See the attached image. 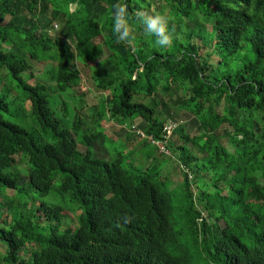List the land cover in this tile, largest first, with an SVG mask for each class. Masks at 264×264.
Returning <instances> with one entry per match:
<instances>
[{"label": "trees", "instance_id": "1", "mask_svg": "<svg viewBox=\"0 0 264 264\" xmlns=\"http://www.w3.org/2000/svg\"><path fill=\"white\" fill-rule=\"evenodd\" d=\"M141 12L167 18L170 45ZM61 92L94 93L96 126L77 114L64 128L50 106ZM179 111L193 127L178 123L168 147L193 177L183 170L173 188L175 230L167 175L130 171L124 147L107 150L105 122L122 125L114 142L154 149V164L164 154L152 140L164 143ZM203 176L212 189L198 196ZM29 188L27 211L0 223V264H264V0H0V209L23 208L14 200Z\"/></svg>", "mask_w": 264, "mask_h": 264}, {"label": "rangeland", "instance_id": "2", "mask_svg": "<svg viewBox=\"0 0 264 264\" xmlns=\"http://www.w3.org/2000/svg\"><path fill=\"white\" fill-rule=\"evenodd\" d=\"M4 47L9 48L10 45H5ZM51 64H48L46 68L50 67ZM34 74L38 75L39 72L41 71L40 68H38V66L34 65ZM45 68V69H46ZM30 83H35L34 78H30ZM83 88H86L85 84H82ZM74 94V95H73ZM77 94H75L74 92H61L59 94L53 95L50 98V106L54 112V116L56 118L59 119L61 125L64 128H72L73 127V122L75 120V117L77 114L81 115L83 117L84 114L89 115L86 116L85 118L83 117V121L85 123V127L89 126L92 127V125L96 126V121L99 118V105H100V100L99 98L94 95V93H90V97L89 99L86 101L84 100V102H79V99L76 96ZM79 97V96H78ZM179 119L181 122H184L185 125H187L189 127V129H191V127H193L192 125V121L191 118L189 117L188 113L184 112V111H179ZM105 126L106 129L111 130L108 133V138H109V142L106 143V147L107 150L110 149H114V148H125L127 157H128V163L126 164V167L132 171L135 175L137 176H141L144 175L147 171L148 172H159L161 174V176H165L166 172L170 175V187L174 188V187H179V185L181 184V182H183V175L181 173L180 170H178V165L180 164V159L178 158V154L175 151L173 152L172 156H169L170 153H168L167 155H159V157H163L162 161L159 160L157 158V161L153 163V158H150L148 155H152L155 150L151 149L148 153L147 151L143 148V144L144 142H140L142 140L139 139H133L130 143L131 147H125L123 145L122 141L117 140L116 142H114V138H118V134L121 132V128L122 125L120 122H118L115 119H112L111 122H105ZM114 134L116 136H114ZM122 138V137H121ZM124 138V137H123ZM122 138V139H123ZM173 142L174 143H182L179 140V136H174L173 138ZM141 143V144H140ZM142 146V148H141ZM228 146L230 147V149H233L234 144L233 143H229ZM138 150V151H137ZM179 161V164H178ZM157 165V167L155 168L154 166ZM21 167L24 169L26 167L25 164L21 165ZM59 183L56 182L54 187L58 186ZM211 188V184L208 181V178L206 177H201L199 179V181L197 183H194L192 186V191L195 193V195L200 194V192L203 191H210ZM168 190H170L168 188ZM35 191L36 189L33 188H29V195H25V199H20L17 198L14 200V203L17 204H22L23 208H20L19 206H17V208L15 206H13L12 204L9 203V206H12V211H6L5 209L2 207L0 209V223H4L5 220H7V215H9V221L12 219L14 213V217L16 216V214L21 215L23 212H26V208H24V200L28 201L29 204L31 205V201H29V198H34L35 195ZM182 190H170V196H171V202H172V206H173V212H172V216H171V220L174 224L175 230H179V225L181 224L180 218V211L179 208L183 202L182 196H181ZM54 198H59L58 195H55ZM36 199V204H40L42 200L45 201H51L52 200V194L47 196L45 199L42 198H35ZM199 201V199H198ZM13 203V204H14ZM1 206V205H0ZM64 206V209L66 210L67 216L64 219V223L68 226L71 227H77L78 226V213L80 212H76L73 209H69ZM5 252L4 246L0 243V254L3 255ZM24 254V252H22Z\"/></svg>", "mask_w": 264, "mask_h": 264}, {"label": "clouds", "instance_id": "3", "mask_svg": "<svg viewBox=\"0 0 264 264\" xmlns=\"http://www.w3.org/2000/svg\"><path fill=\"white\" fill-rule=\"evenodd\" d=\"M139 16H140L142 23L144 24V26L146 28V31L150 35H155L157 37L156 43L158 45L168 46L171 44L172 35L168 31V21H167V18L165 16H162L160 14H155V15L146 14L143 12H141L139 14ZM114 19H115V23H114L113 30L115 33L118 34V38L121 41H126V40L132 38L133 33H132L131 26L128 22V8H127V5L125 3H117L115 5ZM178 123H181V121L180 120L176 121V120L171 119L167 122V125L172 124V129H171L170 133H168L166 130L167 139L164 140L163 144L160 142H155V140H152L153 137H148L149 139L152 140V143L157 145V147L160 149V151L164 155H167L168 153H170L169 156L173 155V152L171 149H169L168 145L170 144V142H172L171 141V135H172V133H174L175 129L177 128ZM134 127L136 128V126H134ZM131 129H133V126ZM139 134L142 135L143 138L146 137L145 132L144 131L142 132V130H140V129H139ZM178 164H179V161H178ZM178 170H180L181 173L184 170V171L189 173L190 178L193 177V174L190 173L186 169V167L183 165ZM166 175L168 177L166 181L171 183L170 175L168 173H166ZM170 189L172 190L173 188L170 187ZM73 228H75V227H73Z\"/></svg>", "mask_w": 264, "mask_h": 264}, {"label": "built area", "instance_id": "4", "mask_svg": "<svg viewBox=\"0 0 264 264\" xmlns=\"http://www.w3.org/2000/svg\"><path fill=\"white\" fill-rule=\"evenodd\" d=\"M171 129H172V124H168V125L166 126V130H167V132L170 133V132H171Z\"/></svg>", "mask_w": 264, "mask_h": 264}]
</instances>
